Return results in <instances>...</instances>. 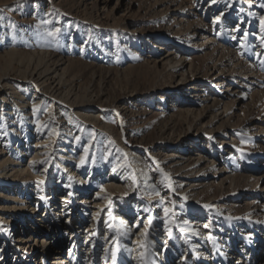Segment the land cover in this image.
I'll list each match as a JSON object with an SVG mask.
<instances>
[{
	"label": "bare ground",
	"instance_id": "obj_1",
	"mask_svg": "<svg viewBox=\"0 0 264 264\" xmlns=\"http://www.w3.org/2000/svg\"><path fill=\"white\" fill-rule=\"evenodd\" d=\"M219 17L214 18L217 20ZM197 23L194 28V23L186 20L182 27L177 23L173 31L185 27L188 36L195 40L194 44L210 43V38L200 30V22ZM235 57H230L233 60L228 68L219 67L218 74L212 73L210 76L218 80L222 75L219 79L222 83L225 82V71L235 72L239 76L252 75L253 71L247 63L242 64L243 61ZM185 61L184 57L172 52L168 44L166 47L157 46L144 60L146 68L155 76L164 73L169 80L165 82L166 85L175 89L180 86L184 89V98L187 96L173 111L163 108L169 97L166 94L159 96L161 100L155 109L161 110V125L158 132L153 131L157 135L148 143L152 149L159 143L163 147L159 152H148L153 161L159 160L157 167L160 172L158 169L149 172L145 164V152L137 151L126 138L122 124L124 119L119 108L116 106L114 109V114H118V123L98 114L99 109L107 107L108 100L101 93H93L92 86L96 82L91 80L70 85L66 78L69 63L46 52H23L11 47L0 54V138L17 142L12 150L0 144V181L12 183L0 185V262L6 257L4 254L11 245L17 254H20L21 249H29L25 252L29 253L28 262L16 260V264H85L84 259L87 258L89 264H95L93 252L96 241L101 237L106 244L100 261L102 264H264V243L255 247L248 243L241 245L234 239L228 249H222V243L216 244L214 246L219 253L217 258L216 251L205 241L207 236L213 241L212 235L199 232V237H189L182 232L177 235L159 230L153 223L154 216L149 215L150 204L146 206L136 197L131 201L134 197L129 196L142 189L154 191V179L158 183L163 177L170 185L167 191L180 190L183 194L191 191L190 197L194 200H198L200 192L207 190L222 194L236 192L238 195L241 188L238 180L241 177L245 184L251 177L253 183L250 184L258 186L260 193L264 188H259L264 173L259 177L256 175L257 170H242L238 173L231 166L235 147H240V143L230 138L226 131L235 125L231 118L236 109L235 100L224 102L221 98L210 97L198 81L200 77L195 63L188 61L185 68ZM260 95L264 103V94ZM42 106H46L49 112L70 116L74 123L65 125V119L62 118L60 121L64 127L59 129L40 119L35 126L31 118L37 115L36 110ZM245 107L243 104L239 110ZM145 110L143 108L141 112ZM79 119L95 129L93 136L77 132ZM182 124L185 126L184 131ZM219 131L222 135L210 144L218 146L223 154L219 155L217 151L209 154L201 145V137L207 138ZM50 132L54 137H51ZM196 138L200 144L194 142ZM184 140V144L178 146ZM78 144L82 147L81 152L77 149ZM229 145L233 148L230 149ZM193 146H199V149L193 152ZM123 160L129 166L128 169L121 165ZM30 180L39 184L41 189L38 190L37 185H29ZM63 180L75 185L94 182L99 186L94 193L91 215L85 222H81V207L76 206V201L80 199L86 202V193L59 189L62 192L57 195L54 186L46 185L51 182L59 185ZM105 189L111 193L107 195ZM113 193L117 195L112 196ZM126 193L129 195L124 196ZM115 196L117 198L114 199ZM261 196H256L244 206L234 203L241 201L243 196L217 205L222 209L235 210L236 207L238 211L252 208V212L257 214L264 201V196ZM50 214L54 215V225L51 224ZM68 227L69 230H66ZM41 228L46 231L56 229L57 233L63 228L69 238L60 247L62 240L57 241L59 237H55V232L41 231ZM89 249L93 252H88Z\"/></svg>",
	"mask_w": 264,
	"mask_h": 264
},
{
	"label": "rangeland",
	"instance_id": "obj_2",
	"mask_svg": "<svg viewBox=\"0 0 264 264\" xmlns=\"http://www.w3.org/2000/svg\"><path fill=\"white\" fill-rule=\"evenodd\" d=\"M262 5L264 0H0V54L11 47L23 52H46L69 63L66 78L70 85L73 83L80 85L91 80L96 82L92 86L93 93H101L103 98L108 100L107 107L99 109L98 114L100 113L103 118L105 116L112 118L118 123V114H114L117 106L124 119L122 124L128 142L135 146L137 151L145 152L147 156L145 164L149 172L154 169L160 172L157 167L159 160L153 161L148 152L151 150L159 152L163 147V144L159 143L152 149L149 144L157 135L153 131L158 132L161 125L159 117L161 110L155 109L161 100L159 96L166 94L169 97L163 107L168 111L176 110L187 96L184 98V89L180 86L178 89L167 86L169 80L164 73L155 76L146 68L144 60L149 58L151 50H156L160 45L166 47L168 44L172 52L186 59L185 68L187 67L185 63L188 61L195 63L200 77L198 81L203 85L205 93L212 98H221L224 102L235 100L236 109L231 115L235 125L230 129L227 128L226 131L230 138L240 143V147H235L231 166L238 173L242 170H257L256 175L259 177L264 173V103L260 95L264 94V6ZM221 13L223 14L220 15ZM218 15L220 17L215 20L214 17ZM230 19L231 22H228ZM186 20H191L194 25L198 24L197 21L200 22L203 28L200 30L210 38V43L208 41L203 43L204 45L194 44L195 40L188 36L185 27L173 31L177 23L182 27ZM169 22H172L171 25ZM196 27L197 25L194 28ZM54 29L60 31L55 36L49 35ZM231 56L243 61L242 64L247 63L253 74L239 76L235 72L225 71V82L221 83L219 80L222 75L218 80H214L210 75L218 74L219 67L228 68L230 61L233 60ZM174 83L172 81V85ZM22 84L25 85L23 82ZM243 104L246 106L245 109L239 110ZM171 106L174 108L172 109ZM143 108L146 112H141ZM36 114H34L35 119L34 116L31 118L35 126L40 119L41 122L52 124L59 129L64 127V123L60 121L62 118L65 119V125L74 123L70 116L49 112L46 106L37 109ZM183 125L182 131L185 129ZM76 129L78 133H86L89 136H93L95 132V129L82 119H79ZM50 135L54 137L52 132ZM221 135L219 131L210 134L207 138L201 137V145H204L207 153L217 151L219 155L223 154L218 150V146L210 144L213 139ZM184 142L185 140L179 142L178 146H182ZM194 142L200 144L198 138ZM0 144L12 150L17 142L0 138ZM77 146L81 152V145ZM193 148L194 152L199 146ZM229 148L233 147L229 145ZM98 158L102 159L100 156ZM120 163L125 169L129 168L125 160ZM165 168L168 166L165 165ZM163 178L158 183L157 179H154L156 184L154 191L142 189L141 192L136 191L131 195L124 194L134 197L131 201L136 197V200L142 201L146 206L152 204L149 205L148 212L149 215L154 216L153 223L159 230L181 235L180 229H182L189 237H199V232L212 235L213 241L209 236L205 241L213 251H216L217 258L219 253L218 248L214 246L216 244L222 243V249H228V245L232 244L234 239L241 245L248 243L255 247L264 243L263 200L262 209L257 214L252 212V208L238 211L236 207L235 210L222 209L217 205L219 202H231L243 196L241 201L234 203L244 206L256 196H264V188L260 193L258 186L253 187V184H250L253 183L251 177L246 184L244 178H238L241 186L238 195L236 192L222 194L215 190H207L198 194V200L191 199V191L186 194L181 193L180 190L167 191L170 185L166 178ZM263 180L264 178H261L259 182L260 189L264 187ZM66 181L63 180L59 184ZM11 184L0 181L1 186ZM28 184L37 185V189H41L33 180L28 181ZM98 187L96 183L89 182L87 185L82 184L74 188L77 193L87 195V201L81 208L85 220L91 215L94 193ZM104 191L107 195L111 193L106 189ZM114 195L117 194L113 193L112 196ZM78 201L81 202L77 199L76 206ZM50 216L51 224H56L52 219L54 215L50 214ZM200 217H209V220L200 222ZM62 219L66 220V218ZM62 229L60 233H57L56 229L52 231V228L49 231L41 228V231L55 232V237H59L57 241L62 240L60 244L62 247L69 238L68 233H64L65 230ZM98 241L101 245L105 244L100 237L96 241L94 252L91 249L88 252L95 253V264H102L100 261L105 252L102 255L95 252ZM9 246V251L4 254L6 257L0 264L28 262L29 253L25 252L29 249H21L20 254H17L15 247ZM21 255H23L22 259ZM84 263L89 264V259H84Z\"/></svg>",
	"mask_w": 264,
	"mask_h": 264
},
{
	"label": "built area",
	"instance_id": "obj_3",
	"mask_svg": "<svg viewBox=\"0 0 264 264\" xmlns=\"http://www.w3.org/2000/svg\"><path fill=\"white\" fill-rule=\"evenodd\" d=\"M49 185L50 186H54V188H53V190H54V192H55V194H57V195H60V194H58V193H61L62 191L61 190H64L65 192H71L72 190H75L74 188H77L78 187V185H72L70 182H62V183H60L59 185L58 184H55V183H49ZM59 189H61V190H59ZM75 191H77V190H75ZM63 194H64V192H63ZM82 199H84L83 197H82ZM81 202L82 203H77V207H81L82 208V206H83V204L85 203L84 201H82L81 200ZM209 220V217H200V219H199V221L200 222H206V221H208ZM81 222H85V219H83V217L81 218ZM66 230H69V227L68 228H66ZM181 232H182V234L184 233L185 234V232L183 231V230H181ZM183 234V235H184ZM103 242V241H102ZM103 245H101L100 243H99V241H98V248L96 249V253L97 254H103L104 252H103V250H104V248H105V246H104V243H102ZM101 246H102V248H101ZM100 248H101V251H100ZM85 251H86V249H85ZM100 251V252H99Z\"/></svg>",
	"mask_w": 264,
	"mask_h": 264
},
{
	"label": "snow or ice",
	"instance_id": "obj_4",
	"mask_svg": "<svg viewBox=\"0 0 264 264\" xmlns=\"http://www.w3.org/2000/svg\"><path fill=\"white\" fill-rule=\"evenodd\" d=\"M264 6V5H262ZM60 30L59 29H54L52 32L49 33V35H52V36H55ZM85 151L87 152V149H85ZM205 207H208V206H205ZM167 211V209H166Z\"/></svg>",
	"mask_w": 264,
	"mask_h": 264
}]
</instances>
